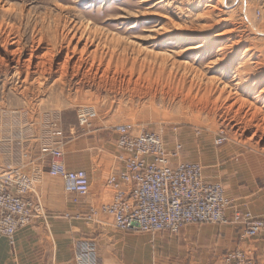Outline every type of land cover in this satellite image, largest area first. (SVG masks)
<instances>
[{
  "label": "rangeland",
  "instance_id": "obj_1",
  "mask_svg": "<svg viewBox=\"0 0 264 264\" xmlns=\"http://www.w3.org/2000/svg\"><path fill=\"white\" fill-rule=\"evenodd\" d=\"M1 2L4 9H16L15 20L7 23L17 24L16 16L20 12L24 16L20 24L24 26L28 22L24 43L29 40L37 17L50 14L52 17L46 16L49 19L44 24L53 27L55 18L60 16L79 29L87 27L96 31L93 33L95 44L109 57L108 62L94 66L69 64L62 73L56 65L52 64L53 67L47 62L46 68L39 70L40 85L35 78H30L25 85L26 69L21 66L17 76L11 70L13 65H7V54L0 51L3 59L0 62V149L3 141L9 139L10 147L6 149L11 153L5 156L0 150L1 167L9 162L19 165L21 172L36 182L37 176L27 169L30 159L39 156L34 165L44 171L48 163L43 165V159L50 161L38 147L39 122L44 114L58 113L61 120L57 137L62 143L63 159L70 147L68 144L78 135L91 137L89 132L93 127L115 136L119 152L114 128L130 124L159 134L168 150L175 144L181 145L179 162L203 164L222 156L244 176L254 177L258 183L264 181V122L260 117L251 121L247 104L254 96L246 90L256 87L257 93L264 94V0ZM207 12L209 16L205 18ZM194 33L198 37L222 34L228 46L237 43V50L220 53L221 47L211 42L197 49L202 43L190 39ZM190 83H197L195 86L202 89L210 86L215 95L202 97V91L201 96L186 100L183 95L187 92H182V86ZM228 92L231 98L225 99ZM85 107H93L97 115L88 126L82 127L76 113ZM24 114L32 130L25 127ZM28 132L32 138L30 148L26 149L29 157L20 164L22 149L16 142ZM218 140L221 143L216 144ZM118 155L121 165V153ZM113 193L108 194L104 204L111 203ZM104 235L97 240L98 264L112 260L122 264H175L162 250L165 243L161 234H124L108 229Z\"/></svg>",
  "mask_w": 264,
  "mask_h": 264
},
{
  "label": "built area",
  "instance_id": "obj_2",
  "mask_svg": "<svg viewBox=\"0 0 264 264\" xmlns=\"http://www.w3.org/2000/svg\"><path fill=\"white\" fill-rule=\"evenodd\" d=\"M96 115L93 107L80 108L76 113L78 124L88 126ZM59 116L58 113L42 115L38 147L43 156L50 158L47 175L60 179L64 193L74 197L72 203L76 204L88 196L90 183L85 171L68 170L64 165L62 143L57 137ZM23 118L27 130H32L25 114ZM114 132L118 135L122 164L108 179L113 199L109 204L90 207L82 217L86 223L99 224L100 218H105L116 231L134 234L175 235L186 225L202 224L243 225V236L250 240L264 234V220L250 213L235 212L231 218L227 217L229 201L224 188L207 182L200 164L179 162L181 145L175 144L168 150L159 134L136 129L130 124H119ZM31 142L30 132L16 142L22 149L20 164L29 157L26 149ZM7 147H10L9 139L3 141L0 149L5 156L11 154ZM20 169L21 166L11 162L0 168V237L10 246L20 229L45 216L35 181ZM84 261L95 264L93 246H88L76 259L77 264ZM224 262L254 264L241 250L228 254Z\"/></svg>",
  "mask_w": 264,
  "mask_h": 264
},
{
  "label": "crops",
  "instance_id": "obj_3",
  "mask_svg": "<svg viewBox=\"0 0 264 264\" xmlns=\"http://www.w3.org/2000/svg\"><path fill=\"white\" fill-rule=\"evenodd\" d=\"M89 134V138L75 137L68 144L70 147L63 159L68 170H83L89 179L88 196L76 204L72 203L74 197L64 193L60 179L50 178L46 170L34 165L39 156L30 159L27 169L37 176L35 185L45 216L20 229L12 246L0 237V264H77L82 251L93 246L96 254L97 240L102 239L108 229L116 231L109 219L100 218L99 224H94L82 218L90 207L104 204L108 194L113 192L108 179L121 168L115 136L94 127ZM42 163H49V159L44 158ZM200 164L207 181L224 186L229 201L227 217L240 212L264 220V181L258 183L254 177L244 176L222 156ZM243 231V225L202 224L186 225L175 235L158 234L165 243L162 250L175 264H225V257L237 250L244 252L254 264H264V234L250 240L243 236ZM82 264L92 263L84 261ZM99 264L122 263L112 260Z\"/></svg>",
  "mask_w": 264,
  "mask_h": 264
},
{
  "label": "bare ground",
  "instance_id": "obj_4",
  "mask_svg": "<svg viewBox=\"0 0 264 264\" xmlns=\"http://www.w3.org/2000/svg\"><path fill=\"white\" fill-rule=\"evenodd\" d=\"M1 4H3V2H1V0H0V51H3L5 54H7V57H8V60L6 61L7 65L8 66L13 65L11 70H14L15 74L17 76H20L19 68L21 66L26 69L25 71L27 73L25 76V85L30 78L31 79L35 78V82L37 84H39L41 82L42 74L40 73L41 71L39 72V70L46 68L45 65L47 62L50 66H53L52 64L56 65L60 69V72L62 73L61 70H63L64 68H66V66H68L69 64H72V63L75 66L77 64L80 65L81 63L82 64L86 63V65H87V63H90L89 65L94 66L95 63L103 64L104 62L107 61V58H109V57H107L106 54H104V52L99 50V47H98L99 45L95 44L96 38L94 37L95 35L93 33H95L96 31L92 32V30H90L87 27H84V29H79L78 27H75V24H72L73 22L69 23L67 21H63V19L60 16L55 18L53 27L51 25L44 24V22H47L46 21L47 19L52 17L50 14H49L50 16L48 15L49 18H46L47 15L42 16V17H37L36 21H38L39 23H37L35 21V24H33V26L30 29L29 40L26 41V43H24L25 42L24 30L28 29V27L26 26L28 24V22L24 26H22L20 24L21 20L24 18V16L22 15V12H20V14L16 16V19L18 20L16 22L17 24L7 23V21L10 19L15 20L14 13H15L16 9L14 7H9V8L4 9L3 6H1ZM208 13L209 12H207V14H204L205 18L209 16ZM207 21L208 20L205 19L204 22L206 24H208ZM223 21L224 20H221L219 22H223ZM18 23H19V26H17ZM209 27H211V26H209ZM230 31L231 32L233 31L232 28H230ZM191 33H193V32H191ZM191 35L194 36L193 38L192 37L190 38V39H192V41H201V43H202L201 46L197 47V49H200L203 46H205L206 44L211 42L212 44L219 45L221 47L218 50V52H220V53H224V51L229 52L230 50L232 52H235L237 50V49H235L236 48L235 46L237 43L234 42V43H236L235 45L232 44V45L228 46L227 44H225L223 42V40H222L223 38H221L222 34L221 35H215L214 37H207V36L206 37H198L197 34H195V33L191 34ZM225 45H227V47ZM24 57H25V60L23 59ZM242 57H243V55H242ZM2 61H3V59L0 58V62H2ZM56 63H58V64H56ZM141 67H142V65H141ZM24 68H23V70H24ZM30 70L31 71L33 70V71L30 73ZM48 70H50V69H48ZM59 76L61 77L60 73H59ZM258 78H259V76H258ZM178 84H180V82H178ZM195 84H197V83H195ZM195 84L193 85L192 83H190L187 86L182 84L183 85L182 86V92L183 91L187 92V93H184L185 95H183L185 97L184 99L188 100L191 98L199 97L203 94L202 91L204 92L202 97H205V96L207 97L209 95L210 96L215 95V94H213V90L210 88V86H208L209 87L208 89H204V88L202 89V86L199 88V86L197 87V86H195ZM253 86H254V84H253ZM246 90L249 94H252L254 96L253 101L250 104H247L250 107V109H249V107H248V109L251 110V114L249 116V117H251V121L253 122V120H256L257 118L260 117V119H262L264 122V94L263 93H257L256 87L251 88V86H250V87H247ZM176 95H178V94H176ZM223 95H224V93H223ZM218 96H220V95H218ZM228 96H230L229 92L224 95V98L227 99V98H229ZM202 97H200V98H202ZM217 97H216V99H217ZM233 97H234V95H233ZM221 99H222V96H221ZM229 99H228V101H229ZM238 101H240V99H238ZM243 101L244 100H242V103H243ZM191 102H193V101H191ZM246 103H248V102H246ZM234 104H236V102H234ZM239 104H241V103H239ZM241 106H242V104H241ZM247 113L249 114V112H247ZM256 129H258V128H256ZM261 130H263V129H261Z\"/></svg>",
  "mask_w": 264,
  "mask_h": 264
}]
</instances>
